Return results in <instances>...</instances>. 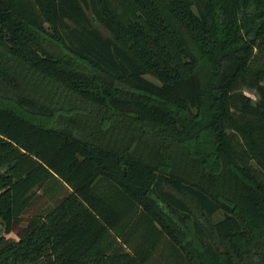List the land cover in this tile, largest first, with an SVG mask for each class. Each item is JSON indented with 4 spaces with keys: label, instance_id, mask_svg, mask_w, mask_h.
Segmentation results:
<instances>
[{
    "label": "trees",
    "instance_id": "obj_1",
    "mask_svg": "<svg viewBox=\"0 0 264 264\" xmlns=\"http://www.w3.org/2000/svg\"><path fill=\"white\" fill-rule=\"evenodd\" d=\"M0 230V264H264V0H0Z\"/></svg>",
    "mask_w": 264,
    "mask_h": 264
},
{
    "label": "rangeland",
    "instance_id": "obj_2",
    "mask_svg": "<svg viewBox=\"0 0 264 264\" xmlns=\"http://www.w3.org/2000/svg\"><path fill=\"white\" fill-rule=\"evenodd\" d=\"M242 91L246 95H248L251 98L252 101H254L256 99V94H255V92L253 90L242 88ZM221 216H222V213L220 211H218L214 215H212L209 219L202 218L201 220H202V223L204 225L205 230H208L209 224L214 222L215 220L219 219ZM0 233H1V230H0ZM6 236L7 237H11V238L14 237V235L12 233L7 234Z\"/></svg>",
    "mask_w": 264,
    "mask_h": 264
}]
</instances>
